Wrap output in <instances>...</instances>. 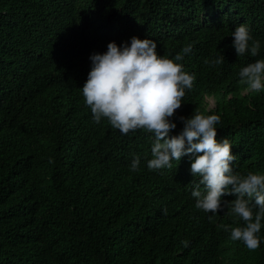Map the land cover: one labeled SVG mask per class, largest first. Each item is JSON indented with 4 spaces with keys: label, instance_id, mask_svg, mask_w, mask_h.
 <instances>
[{
    "label": "trees",
    "instance_id": "1",
    "mask_svg": "<svg viewBox=\"0 0 264 264\" xmlns=\"http://www.w3.org/2000/svg\"><path fill=\"white\" fill-rule=\"evenodd\" d=\"M241 23L260 41L255 57L234 51ZM133 35L169 58L193 44L173 134L181 115L218 114L234 173H264V90L238 76L264 59V0H0V264H264V220L256 249L230 239L219 225L243 221L230 205L211 220L195 207L186 156L150 170L151 134L93 122L88 57Z\"/></svg>",
    "mask_w": 264,
    "mask_h": 264
},
{
    "label": "clouds",
    "instance_id": "2",
    "mask_svg": "<svg viewBox=\"0 0 264 264\" xmlns=\"http://www.w3.org/2000/svg\"><path fill=\"white\" fill-rule=\"evenodd\" d=\"M231 36L237 56L259 54L260 41L252 37L245 23L236 25ZM157 44L151 38L133 35L119 45L110 41L104 52L89 55L90 67L80 91L92 120L100 123L106 119L122 135L136 130L151 134V158L146 162L150 170L171 167L172 161L186 156L190 173L197 178L191 181L195 207L211 213V220L230 205L231 214L243 224L219 227L230 233V239L242 242L250 250L256 249L262 239L258 233L264 220V173H234L232 162L236 155L231 152L232 144L227 138L216 139V125L221 119L218 114L196 110L188 117L181 115L178 119L183 126L173 134L177 127L171 119L174 110L180 108L195 79L180 63L192 52L193 44L184 45L173 58L158 54ZM223 61L220 53L205 63L215 65ZM238 76L246 84L247 92L264 90V59L241 67ZM139 165L140 157L134 155L130 170L137 171ZM229 195L234 199L225 200ZM181 243L186 247L188 241Z\"/></svg>",
    "mask_w": 264,
    "mask_h": 264
},
{
    "label": "rangeland",
    "instance_id": "3",
    "mask_svg": "<svg viewBox=\"0 0 264 264\" xmlns=\"http://www.w3.org/2000/svg\"><path fill=\"white\" fill-rule=\"evenodd\" d=\"M209 104H210V105H212V104H213L212 100H209Z\"/></svg>",
    "mask_w": 264,
    "mask_h": 264
}]
</instances>
